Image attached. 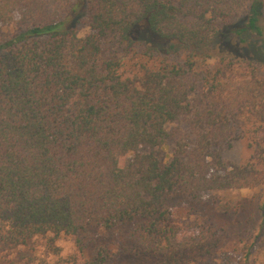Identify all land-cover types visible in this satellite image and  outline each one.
I'll return each instance as SVG.
<instances>
[{"label": "trees", "instance_id": "16d2710c", "mask_svg": "<svg viewBox=\"0 0 264 264\" xmlns=\"http://www.w3.org/2000/svg\"><path fill=\"white\" fill-rule=\"evenodd\" d=\"M247 32L264 40V0H0V244L44 239L58 253L72 238L62 264H229L225 222L182 235L168 202L251 189L255 204L232 215L257 224L241 261L256 264L264 54L243 57ZM241 138L250 159H229Z\"/></svg>", "mask_w": 264, "mask_h": 264}, {"label": "rangeland", "instance_id": "374dc122", "mask_svg": "<svg viewBox=\"0 0 264 264\" xmlns=\"http://www.w3.org/2000/svg\"><path fill=\"white\" fill-rule=\"evenodd\" d=\"M11 31V26L1 25V32L3 34H9ZM88 32L89 28L86 24H81L80 34L85 35ZM242 38H245L246 41H242L241 37H238L236 41H239L240 52H242L243 57L252 58L257 52L264 54V40L262 38L250 32H247ZM244 48L246 49L245 52L243 50ZM169 128L172 129L171 126ZM251 155L252 152L244 138L235 142L233 147L226 153L229 159L241 161H248ZM160 157L164 163L169 161L171 157L169 146H165L160 150ZM255 192V190L251 189L213 192L212 194L209 193L208 200L203 204L190 203L183 200L180 195H175L169 199L168 203L173 209L174 224L181 229L182 235L193 232L194 227L197 226L196 224L203 222L208 216L224 221L227 228L222 231V248L220 249V254H224V260L230 261L229 264H241L243 256L242 247L249 239H252L257 224L256 222H251L244 228L243 225L241 226V224H237L234 221L232 214L240 209L236 204L242 200L251 202L250 205L253 203L255 204V200L252 199ZM215 194L216 198L222 203L219 204V202L216 201V198H214ZM224 203L234 207L227 210ZM248 208L243 218L248 220L253 214L257 220V216H259L257 210H255L253 206H248ZM232 221L233 223H231ZM93 240H95V244L107 242V240L103 238L102 232L98 230L94 231ZM57 246L58 253H54L47 249L44 239L35 240L26 246L0 244V264H62L63 261L69 260L75 255L76 248L72 238L67 237L58 240ZM91 248H93V245ZM113 248L117 250L115 245H113ZM258 252L259 253L256 254V264H262L261 262L264 261V251L261 249ZM219 263H221L220 260ZM113 264H142V261H138L131 256L118 254Z\"/></svg>", "mask_w": 264, "mask_h": 264}]
</instances>
